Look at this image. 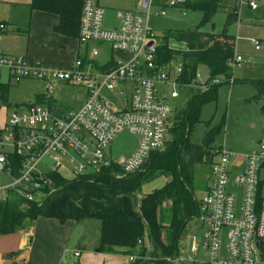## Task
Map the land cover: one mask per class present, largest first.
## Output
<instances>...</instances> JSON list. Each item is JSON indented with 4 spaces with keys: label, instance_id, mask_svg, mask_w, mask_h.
I'll use <instances>...</instances> for the list:
<instances>
[{
    "label": "built area",
    "instance_id": "built-area-1",
    "mask_svg": "<svg viewBox=\"0 0 264 264\" xmlns=\"http://www.w3.org/2000/svg\"><path fill=\"white\" fill-rule=\"evenodd\" d=\"M150 2L145 11H117L118 24L106 28L99 0H82L76 39L84 52L76 53L67 68L49 69L22 56L0 55V68L13 81L34 79L45 84L44 101L17 105L0 130L1 135L7 129L11 146L10 152L0 151V170L12 177L0 186L3 200L13 191L28 201H40L49 184L46 174L61 175L67 165L72 177L112 165L124 173L139 169L150 152L164 148L172 103L180 92L204 91L221 82L219 77L202 79L199 69L185 82L180 63L173 59L156 63L158 39L148 24ZM185 2L170 0L167 7ZM248 6L254 9L256 4L251 0ZM159 13L165 15V8ZM5 30L0 22V35ZM149 42L152 49L147 48ZM102 55L105 59L98 61ZM239 61L240 56H234V62ZM231 82L230 78L227 83ZM56 85L81 90L61 111L50 96ZM121 132L135 136L137 145L130 155L114 159L110 144ZM8 153L18 156L17 176L11 175ZM215 153L204 175L206 188L198 198L196 220L204 230L202 240L188 244V255L178 247V254L165 258L166 264H264V195L259 180L264 140L246 154L223 147ZM44 157L50 160V169H42ZM133 259L127 256L129 262Z\"/></svg>",
    "mask_w": 264,
    "mask_h": 264
},
{
    "label": "trees",
    "instance_id": "trees-1",
    "mask_svg": "<svg viewBox=\"0 0 264 264\" xmlns=\"http://www.w3.org/2000/svg\"><path fill=\"white\" fill-rule=\"evenodd\" d=\"M225 1L186 0L183 8L200 12L199 25H202L225 6ZM81 4L82 0L12 3L13 8L20 9L19 12L24 10L18 25L22 28L13 29L26 34L30 13L36 10L57 16L58 21L53 26L55 33L76 37ZM225 14L224 27L219 33L201 32L196 28L166 30L156 35V63L165 64L179 57L181 78L185 82L191 81L200 67L207 71L208 79L219 77L223 83L232 79L234 42L227 33V27L237 20L238 15L235 8L226 10ZM178 43H182L184 48L177 49L175 45ZM247 82L255 85L258 92L249 100L257 102L261 97L264 99V79ZM219 84L204 91H188L185 107L175 113L168 129L169 139L164 148L150 152L139 169L124 173L112 165L71 178L49 172L46 174L49 184L43 188L44 196L40 201H28L13 191L9 192L6 199L0 200V235L27 228L39 217L54 219L61 225L70 220L91 219L99 223L100 252L113 253L119 248L125 255L134 256L128 264H166L165 258L178 254L183 232L188 222L198 214L196 193H202L206 188V183L197 180L196 172L197 168H205V172L213 161L217 148L213 143L218 128L209 127L199 144L190 143L189 134L193 124L199 120L202 105L216 98ZM9 87V83L0 82L1 105L9 106ZM39 97L35 102L44 101ZM7 159L11 175L17 176L18 156L8 153ZM158 176L168 180L160 188L141 194V186ZM165 200L170 202V207L164 224L160 206Z\"/></svg>",
    "mask_w": 264,
    "mask_h": 264
},
{
    "label": "rangeland",
    "instance_id": "rangeland-1",
    "mask_svg": "<svg viewBox=\"0 0 264 264\" xmlns=\"http://www.w3.org/2000/svg\"><path fill=\"white\" fill-rule=\"evenodd\" d=\"M13 1H21L27 3L29 0H0V22L10 23V17L14 16V12L18 13L20 9L13 8ZM139 1V0H138ZM164 0H153V5L149 8L148 24L153 29L156 35H161L166 30L175 29H198L206 33H219L225 22V11L236 9L238 15L237 20L227 27V33L233 37L234 56H240L241 61L232 64V81L231 83H222V80L217 88L216 98L205 102L199 113L198 122L194 123L189 134V141L193 144L201 143L204 132L209 127L218 128V132L214 138V145L217 148L223 147L231 152L242 155L249 153L257 148V143L264 140V110L263 98L254 102L249 100L252 96L258 95L255 85L247 82L254 79H264V0H252L256 7L251 9L248 2L251 0H226L225 6L216 12L209 22L199 25L201 13L198 11L188 10L185 8H174L171 12L165 15L158 14L162 9L160 3ZM20 3V2H16ZM105 6L114 9L134 8L136 0H101ZM24 10L22 9L21 13ZM184 13V14H183ZM117 22L115 11L106 10L103 16V25L106 28H111ZM6 32L0 37V50L9 55H20L26 44V35L14 31L13 27L8 25ZM257 46L255 49L254 46ZM177 49H183L184 45L178 43ZM45 59H50V62L56 61L59 58L63 59L62 52H57L54 49L47 48L44 53ZM74 58V57H73ZM41 65L47 66L41 59ZM179 62V57L176 59ZM202 79H208L207 71L200 67ZM0 80L6 81L5 71L0 68ZM10 87L7 93L9 106L0 104V119L10 115L17 105L30 102L37 93H45V84L39 80L23 79L19 82L10 80ZM81 93L79 88L72 86L56 85L50 92V96L56 98L65 104L73 103ZM188 95L185 91L180 92V95L173 101L174 107L171 116L170 125L174 121V115L177 111L183 109L186 105ZM32 102V101H31ZM208 123V126H207ZM8 131L3 130L0 138L3 147H0L1 152H10V140L7 135ZM169 137L167 138V140ZM136 139L133 135L127 132H121L116 135L111 143V154L114 159L125 157L130 154L135 146ZM165 146V145H164ZM50 160L47 157L43 158L42 169H50ZM205 168H197L196 176L200 183H205L204 172ZM60 173L65 178H71V168L67 165V169L60 170ZM168 178L158 176L155 179L144 183L141 186V193H150L160 188ZM259 180L261 181L262 195H264V166L260 168ZM11 182L10 174L7 171L0 170V186ZM201 196L200 192L196 193V197ZM4 197V191L0 190V199ZM170 207V202L165 200L160 206V212L163 216L164 224L166 223V213ZM91 219L75 221L80 224L82 237L86 245L84 250H78L72 245L70 253L66 256L50 255L52 264H128L127 255L122 252L104 253L95 252L96 234L93 231L85 229L86 223H91ZM95 221V220H94ZM96 223V222H95ZM96 227V225H94ZM93 227V226H92ZM203 227L198 224L196 217L188 222L185 231L182 235V240L179 241V249H188V244L197 241L201 242L203 237ZM73 251H77L79 255H73ZM186 255L190 254L186 251Z\"/></svg>",
    "mask_w": 264,
    "mask_h": 264
},
{
    "label": "crops",
    "instance_id": "crops-1",
    "mask_svg": "<svg viewBox=\"0 0 264 264\" xmlns=\"http://www.w3.org/2000/svg\"><path fill=\"white\" fill-rule=\"evenodd\" d=\"M144 1H145V5L143 6ZM169 1L170 0H164L162 3H160L161 8L162 9L165 8L166 13L171 12L174 8L180 9L184 7V5H179V6L175 5L173 7H167V4ZM13 2L14 3L16 2L24 3L21 1H13ZM136 2L137 3L135 4L134 8L114 9L112 7L109 8V6L107 7L103 5L101 3V0H99L100 5L104 9V13L106 10H111V9L112 11H115V13H117V11H120V10L145 11L147 0H139V1L136 0ZM152 5H153V0H151L149 8ZM20 14L21 12L18 11V13L14 12L13 17L9 16L10 23L8 24L7 22L1 21L2 23H5L7 25L6 30L9 27L8 25L12 26L13 28L19 27L18 26L20 23L19 20L21 19ZM57 21H58V18L55 14L43 12V11H36V10L32 11L30 13L29 27H28L27 33L25 34L26 44H25L22 54L12 56L0 50V55L8 56V57L22 56L29 63L38 61L41 64L42 63L41 59H43V61L46 63L47 66H44L43 64L42 66L45 68H49V69L67 68L71 64V61L73 57L76 55V53L80 52V54H82L84 51L83 49L79 48L76 37H66V36L57 34L53 31V26L57 23ZM117 24H118V20L116 24L113 25L112 27H115ZM19 28H22V27H19ZM6 30L2 32L1 35L4 34ZM47 48L54 49L56 53L62 52V56L64 60L59 58L56 61L50 62L51 61L50 59H45L44 53ZM104 59L105 58L102 55L97 60L103 61ZM176 59L177 58L173 60L176 61ZM4 71H5L6 81L2 82L0 80V82L9 83L10 80L12 79L8 76V73L5 69ZM43 94H44V91L42 93L35 94L31 101L32 102L37 101L38 100L37 96L40 99L39 96L42 97ZM52 100H53V105L55 106L57 110L61 111L62 108H65V104L62 103L61 101L53 97H52ZM46 103L48 104V102ZM4 122H5V117H2L0 119V130L3 128ZM135 139H136V143H135V146L132 152L134 151L137 145V138L135 137ZM110 150H111V146H110ZM11 180H12V177H11ZM1 186H4V185H1ZM260 188H261V181H260ZM141 194H147V193H141ZM0 200H3V199H0ZM75 223H76L75 221L70 220V221H67L65 224L61 225L54 219H51V218L47 219V218L39 217L27 228L20 229L11 234L0 235V264H52L49 258L50 255L52 254L57 255L59 259L61 256L67 257V254L71 252L70 249L72 248V245H74L75 248L78 250H84L86 245L83 242L84 239H81L83 235L81 226L80 224L77 225ZM84 224H86L85 229H88V231L90 232L93 231L94 234H96V242L94 243L96 245L95 252H100L98 250L99 223L96 220L95 221L93 220L92 224L86 223V222ZM94 225H96V227ZM76 252L77 251H73V255ZM115 252H122V254H124L123 249H119V248H117Z\"/></svg>",
    "mask_w": 264,
    "mask_h": 264
},
{
    "label": "water",
    "instance_id": "water-1",
    "mask_svg": "<svg viewBox=\"0 0 264 264\" xmlns=\"http://www.w3.org/2000/svg\"><path fill=\"white\" fill-rule=\"evenodd\" d=\"M144 5H145V1H144V3H143V6H144ZM143 6H142V7H143ZM147 48H148V49H152V43H151V42H149V43L147 44Z\"/></svg>",
    "mask_w": 264,
    "mask_h": 264
}]
</instances>
